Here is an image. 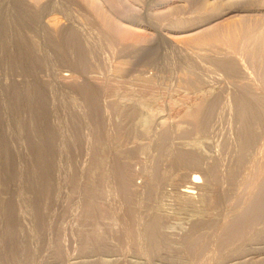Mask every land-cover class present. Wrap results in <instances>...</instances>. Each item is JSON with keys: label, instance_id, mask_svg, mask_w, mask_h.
Wrapping results in <instances>:
<instances>
[{"label": "rangeland", "instance_id": "rangeland-1", "mask_svg": "<svg viewBox=\"0 0 264 264\" xmlns=\"http://www.w3.org/2000/svg\"><path fill=\"white\" fill-rule=\"evenodd\" d=\"M0 22V264H264V0H0Z\"/></svg>", "mask_w": 264, "mask_h": 264}, {"label": "bare ground", "instance_id": "bare-ground-1", "mask_svg": "<svg viewBox=\"0 0 264 264\" xmlns=\"http://www.w3.org/2000/svg\"><path fill=\"white\" fill-rule=\"evenodd\" d=\"M1 23V22H0ZM3 24V23H2ZM3 46V45H2ZM260 53V52H259ZM258 53V54H259ZM261 55V54H260ZM256 56H258V55H256ZM250 57H252V56H250ZM257 58V57H256ZM259 58V57H258ZM261 59H262V57H261ZM260 59V60H261ZM259 60V61H260ZM258 61V60H257ZM256 61V62H257ZM254 63V62H253ZM67 79V78H66ZM66 82V81H65ZM249 102V101H248ZM248 102H246L245 101V99H240V103H241V107H242V111H243V113L242 114H244V115H247L248 113L250 114V115H252V104L251 103H248ZM251 104V105H250ZM200 107H202V106H200ZM201 109L198 107L196 110H194V112H192V116L193 117H196L197 116V114H198V112L200 111ZM254 110H256V109H254ZM254 113V112H253ZM255 113H256V111H255ZM254 113V114H255ZM191 114V113H190ZM249 116V115H248ZM247 116V117H248ZM254 116V115H253ZM192 117V118H193ZM196 119V118H195ZM191 120V119H190ZM196 121V120H195ZM28 155V154H27ZM28 157V156H27ZM30 158H31V156H30ZM176 159V161H177V163L178 164H196V163H198L197 162V158H195V157H193V156H191V155H187V154H178V156L175 158ZM174 159V160H175ZM1 160V159H0ZM7 160V159H6ZM28 160V159H27ZM175 161V162H176ZM29 166V165H28ZM30 166H31V164H30ZM178 166V165H177ZM180 166V165H179ZM187 166V165H186ZM22 168V167H21ZM23 169V168H22ZM121 169V168H120ZM20 170V169H19ZM29 171H31V170H29ZM122 171H123V169H122ZM124 172V171H123ZM122 172V173H123ZM119 174H121V173H119ZM124 174V173H123ZM21 175V174H20ZM126 176V175H125ZM119 177L121 178L120 179V185H121V187L125 190V187H126V177L124 178V176L122 177V174H121V176L119 175ZM19 178H22V177H19ZM31 179V178H30ZM190 181V182H189ZM188 182L190 183V184H192V185H184L183 186V188L182 189H180L181 190V192H182V194L185 196V197H190L191 196V194L192 193H194V188L196 187V186H194L196 183H198L199 181H200V178H199V176L195 173L194 175H192L191 176V178H190V180H189ZM19 182H20V180H19ZM18 182V183H19ZM30 182V181H29ZM22 183H24V181H22ZM194 184V185H193ZM17 185V184H16ZM22 185V184H21ZM263 186H264V184H262ZM17 186H19V184L17 185ZM31 186V185H30ZM92 187V186H91ZM94 188V187H93ZM20 189V188H19ZM17 190V189H16ZM127 190V189H126ZM125 190V191H126ZM259 190V189H258ZM18 191V190H17ZM21 191V189L18 191V192H20ZM15 192V191H14ZM88 192H89V194L91 195V198L90 199H88V201L90 202H92V196H94V195H92L90 192H91V189H88ZM92 192H93V190H92ZM16 193V192H15ZM20 194H22V193H20ZM127 194H128V192H127ZM259 194L260 195H258V197H259V202L258 203H260V205H257V204H255L254 205V207L252 208V209H250L249 210V212H248V214H249V216H251V215H254V216H256L255 214H258V211L260 212V206H261V202L262 201H264V187H263V189H262V191L261 192H259ZM129 195H130V193H129ZM19 196V195H18ZM21 196V195H20ZM124 196V195H123ZM126 197H125V199L127 200V202H129V197L127 196V195H125ZM131 197V196H130ZM2 198V197H1ZM23 198V197H22ZM21 199V198H20ZM25 199V198H24ZM94 200V199H93ZM22 201V200H21ZM88 202V203H89ZM257 202V201H256ZM251 203V202H250ZM93 204V203H92ZM91 204V205H92ZM259 206V207H258ZM263 206V205H262ZM2 208V207H1ZM129 208V207H128ZM3 211V210H2ZM243 212V211H242ZM247 212V211H246ZM243 214V213H242ZM248 214H246L245 213V216L243 215H241L240 216V218H239V220L237 221V223H236V228L237 227H239L240 229H241V227L245 224V222H247L249 219H250V217L249 216H247L246 217V215H248ZM261 214V213H260ZM239 215V214H238ZM259 215V214H258ZM130 217H132L131 215H130ZM257 217V216H256ZM251 218L253 219V216H251ZM258 218H259V216H258ZM152 220L153 221H151V223H150V226H155L156 225V223H157V221L155 220V218H152ZM251 220V219H250ZM253 220H255V219H253ZM253 220H251V221H253ZM130 221V220H129ZM254 222V221H253ZM232 229V228H231ZM238 229V228H237ZM242 230V229H241ZM149 233V235H150V237H152L151 239H152V243L155 245L157 242H156V236H155V234H154V232L153 231H149L148 232Z\"/></svg>", "mask_w": 264, "mask_h": 264}]
</instances>
